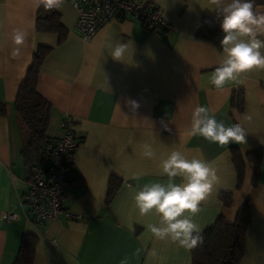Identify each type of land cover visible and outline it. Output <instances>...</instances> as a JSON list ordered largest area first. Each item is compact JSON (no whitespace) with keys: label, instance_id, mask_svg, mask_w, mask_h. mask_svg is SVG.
Instances as JSON below:
<instances>
[{"label":"crops","instance_id":"1","mask_svg":"<svg viewBox=\"0 0 264 264\" xmlns=\"http://www.w3.org/2000/svg\"><path fill=\"white\" fill-rule=\"evenodd\" d=\"M143 1L158 6L168 21L164 38L126 15L83 39L74 28L77 14L70 0L54 9L65 29L60 38L36 29L41 8L36 0H0V264H13L26 234L36 236L32 264H191L189 249L151 233L149 225L158 217L154 212L141 216L133 198L146 183L167 182L160 161L172 150L216 169L218 183L193 217L201 231L218 216L233 222L242 203L250 201L240 264H264V70L254 69L216 89L209 77L222 49L195 35L202 14L217 12L211 0ZM256 7L264 10V5ZM16 29L26 33L21 46L12 38ZM118 42L128 45L123 62L111 57ZM16 47L20 53L13 57ZM38 47L48 48L37 78V91L50 104L46 136H61V122L70 117L80 138L64 207L81 218L59 214L42 225L32 222L28 207L19 203L28 190L22 156L28 133L14 107ZM128 100L139 107L133 110ZM197 106L208 107L226 126L241 124L245 142L221 146L188 136ZM145 145L154 158L144 156ZM232 147L243 156L260 150L257 176L253 163L245 160L239 185ZM136 174L139 179L132 178ZM111 176L119 185L107 201ZM220 192H230L228 204ZM7 213L15 219L7 220Z\"/></svg>","mask_w":264,"mask_h":264},{"label":"clouds","instance_id":"2","mask_svg":"<svg viewBox=\"0 0 264 264\" xmlns=\"http://www.w3.org/2000/svg\"><path fill=\"white\" fill-rule=\"evenodd\" d=\"M65 0H36V6L46 10L62 8ZM222 16L220 40L222 58L209 77L216 89H223L229 82H239L243 74L252 70H264V10L256 7V0H211ZM15 45L21 46L26 33L21 29L13 32ZM128 50L127 43H117L111 57L123 62ZM20 47L11 52L18 56ZM127 103L133 110L139 107L135 100ZM190 137L200 136L221 146L230 142L243 143L246 130L239 123L226 126L218 121L206 106H197L192 113ZM156 153L145 145L144 156L154 158ZM161 174L166 183L151 182L138 188L134 195L140 215L154 212L158 223L149 225L151 233L160 240H170L179 247L194 249L203 243L201 229L193 217L201 211L205 201L218 183L216 169L203 159H188L181 151L172 150L160 161ZM133 179H139L136 174ZM179 178V182H175Z\"/></svg>","mask_w":264,"mask_h":264},{"label":"trees","instance_id":"3","mask_svg":"<svg viewBox=\"0 0 264 264\" xmlns=\"http://www.w3.org/2000/svg\"><path fill=\"white\" fill-rule=\"evenodd\" d=\"M260 5H264V0H256V6ZM221 20L222 16L217 12L203 13L195 31L196 37L210 42L217 49H221L220 40L223 36L220 28ZM143 26L161 38H164V33L168 30L163 27ZM36 29L38 31L57 32L60 38L65 34V29L61 25L55 10H46L43 7L40 8L36 17ZM47 52L48 48L46 47H38L35 51L32 64L20 83L14 101L16 114L28 133L22 149L28 178L32 165L47 158L53 146V139L46 136L50 104L37 91L39 69ZM3 112L4 108L0 105V114ZM231 156L236 170L237 185L241 183L243 178L245 160L253 163L254 175L257 176L260 166L259 149L252 150L243 156L236 148L232 147ZM72 173L73 179L76 175L75 170ZM118 185L117 178L111 176L107 189V201L112 198ZM219 198L224 204H228L230 192H220ZM249 220L250 201L248 199L242 203L233 222H228L222 216H218L211 225L201 231L203 243L194 249H190L191 264H240L244 253ZM35 244V235H24L13 264H32Z\"/></svg>","mask_w":264,"mask_h":264},{"label":"built area","instance_id":"4","mask_svg":"<svg viewBox=\"0 0 264 264\" xmlns=\"http://www.w3.org/2000/svg\"><path fill=\"white\" fill-rule=\"evenodd\" d=\"M76 11L75 30L83 39L92 37L101 26L114 18L126 15L139 19L143 25L169 29L168 21L158 6L143 0H70ZM149 5V6H148ZM63 133L53 139V146L47 158L32 165L27 181L28 190L20 199V206H27L31 221L42 225L63 214L68 219H79L81 214L64 207L66 188L72 180L73 154L80 143L73 130V120L65 117L61 122ZM9 221L15 215H4Z\"/></svg>","mask_w":264,"mask_h":264}]
</instances>
